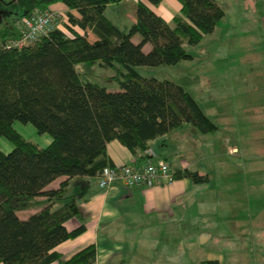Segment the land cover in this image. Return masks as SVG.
<instances>
[{"label": "trees", "instance_id": "obj_1", "mask_svg": "<svg viewBox=\"0 0 264 264\" xmlns=\"http://www.w3.org/2000/svg\"><path fill=\"white\" fill-rule=\"evenodd\" d=\"M112 1L118 0H35L23 15L63 2L70 9L66 28L72 34L55 27L23 46H7L19 36L20 28L7 31L0 40V134L13 144L9 151L0 146L2 264L95 261V243L69 258L55 248L85 231L84 223L73 229L66 225L68 219L81 216L79 199L87 188L82 185L73 192L70 180L97 175L110 164V140L118 139L146 158L150 139L185 122L203 132L219 128L187 89L200 76L161 79L144 75L138 66L176 64L192 58L187 46L213 32L225 15L224 7L217 0H179L181 11L170 23L139 0L137 21L119 27L105 13ZM136 34L141 36L137 42L133 40ZM147 42L152 43L149 51L143 49ZM81 62L113 68L115 73L107 77L118 82L119 89L111 90L86 77L77 68ZM16 120L32 123L38 132L49 133L52 141L42 146L26 138L14 127ZM175 175L197 182L209 179L190 168L178 169ZM59 176L67 177L57 188L46 189ZM40 195L46 197L45 204L21 217L18 211ZM204 264L219 263L207 260Z\"/></svg>", "mask_w": 264, "mask_h": 264}, {"label": "crops", "instance_id": "obj_2", "mask_svg": "<svg viewBox=\"0 0 264 264\" xmlns=\"http://www.w3.org/2000/svg\"><path fill=\"white\" fill-rule=\"evenodd\" d=\"M120 1L118 0V4ZM138 1L130 0L132 6L127 7L126 12H118L117 21L110 19L118 26H130L137 21L133 7L135 6L136 10ZM142 1L170 23L174 16L180 13L182 6L179 0H161L159 3H153L151 0ZM217 1L224 7L225 15L219 20L213 32L205 34L199 43L216 40L219 36L224 37L223 39L228 42L241 37H249L250 41L254 30L251 31L252 34L246 31L239 33L233 31L232 27L235 24H257L260 45H253L249 52L242 54H238L237 51L236 55L238 57L259 55L263 59L264 0H228L233 4V9L230 11L223 4V1L227 0ZM111 3L107 4L106 13ZM50 8L62 14H67L70 10L63 2L51 4ZM72 12L77 14L76 9H72ZM76 28L83 32L78 26ZM88 31L91 39H95L96 35L91 30ZM134 37L133 40L136 42L141 39V36L138 39ZM151 48V42L143 46L145 51ZM233 53L235 52L231 49L222 51L219 43L215 49L203 51L200 57L206 62L203 71L206 74H198L200 80L211 83V79L214 78L211 74L216 73L217 66L209 67V63L214 57L233 56ZM228 67L231 72L234 71V66L228 65ZM203 109L205 110L204 107ZM27 129L31 133L25 137L34 138L31 140L42 146L52 141V136L47 132H37L36 127ZM196 131L197 129L190 123L185 122L165 134L150 139L149 145L170 161L174 171L184 168L198 170L200 174H207L208 180L197 182L190 177H176L169 185L129 187L117 181L108 187H102L96 175L72 178L69 185L71 191L78 192L82 185L87 188L86 195L79 199L81 216L68 219L66 225L69 229H73L84 223L86 229L75 238L61 242L55 249L61 252L63 257L69 258L87 244L95 243L97 255L91 264H204L207 260H215L219 264H239L241 261L239 249L243 247L241 244H245V239H240L239 236L249 232L255 234L256 229L261 230L259 243L260 247H264V235H262L264 234V197L249 195L244 200L246 209H250L251 213L248 212L241 217L240 213L234 212V209L239 208L240 197H234L233 194L228 198L223 184L219 181L213 185L217 174L213 173L212 166L203 165L202 159L199 158L200 154L190 151L193 144L187 134L194 132V136H197ZM12 148L13 146H8L6 151ZM229 151L238 153L240 149L238 145L233 144ZM107 153L112 165L142 164L146 161V158L140 157L142 153H134L118 139H112L107 143ZM248 166L252 168L251 170L257 168L256 163ZM66 177L59 176L49 183L46 189L57 188L60 181ZM247 179V186L250 185L254 189L257 185H264V178L252 175ZM34 200L45 204L46 197L40 195ZM41 207L29 206L21 209L19 215L27 217ZM254 208H258V215L263 218L259 225H255V215L252 213ZM204 217H211L216 224L211 227L194 226L199 218ZM253 237L256 239V235ZM253 243H256L255 240ZM261 258L264 259V254ZM50 264H59V262L53 261Z\"/></svg>", "mask_w": 264, "mask_h": 264}, {"label": "rangeland", "instance_id": "obj_3", "mask_svg": "<svg viewBox=\"0 0 264 264\" xmlns=\"http://www.w3.org/2000/svg\"><path fill=\"white\" fill-rule=\"evenodd\" d=\"M34 1L0 0V40L7 31L18 32L20 30L22 16ZM119 4L118 1H112L107 13L105 12L109 18L116 20L118 12H126L127 7L132 6L130 0H121ZM223 4L229 11L233 9V4L228 0L223 1ZM133 9L136 12L135 6ZM62 15L63 18L58 24L70 33V30L66 28L68 15ZM233 26L232 30L239 33L245 31L251 33L254 30L250 41L249 37H241L233 42H228L223 39L224 37L219 36L210 42L189 45L187 48L194 56L190 59H183L176 64L140 65L138 68L146 75L177 81L183 76H196L204 73L206 62L200 55L205 50L215 49L217 43L220 44V48L222 47V51L234 50L233 56H217L209 63V67L217 66L216 73L211 74L214 77L211 79V83L199 80L197 83L187 86V89L197 98L206 112L211 115L210 117H213L214 121L219 124V128L212 132H203L191 124L198 133L197 136H194V132H189L187 136L193 144L190 151L200 154L199 158L202 159V164L211 165L213 173L217 174L218 179L216 178L212 184L215 185L217 181L221 182L225 194L228 195L225 197L231 198L233 194L234 197H240L239 208L234 209V212L240 213L242 217L248 212L251 213L250 209H246L247 205L244 199L254 194L264 197V185H257L254 189L246 184L247 178L252 175L264 178V58L262 59L259 55L254 57L252 55L240 57L236 55L237 51L238 54H242L249 52L251 46L260 45L257 24H235ZM254 32L256 33L254 34ZM139 37L140 35L136 34L134 39ZM228 65L234 66L233 72L227 69ZM77 68L89 79L104 84L111 90L119 89L118 82L107 77L115 73L113 68L102 66L100 63L88 65L84 62L79 63ZM219 70L224 71L220 72ZM16 122L17 125L14 127L26 137L31 133L27 128H35L32 123H24L20 120ZM26 126L30 127L26 128ZM233 144L239 146L238 153L229 151ZM0 145L5 151L8 146H13L12 142L1 134ZM252 163L257 164V168L255 167L254 170L248 166ZM28 203L29 206L35 205L36 207L44 205L38 200ZM252 213L255 215V225H259L263 218L258 215V208H254ZM215 224L216 221L211 217H204L199 218L194 226L211 227ZM254 235H256V239H254ZM260 235L261 230L256 229L255 234L249 232V234L239 236L240 239H245V244H241L243 247L239 249L241 259L239 264H264V259L261 258L264 254V247H260ZM262 235L264 234L262 233ZM254 240L256 243H253Z\"/></svg>", "mask_w": 264, "mask_h": 264}, {"label": "built area", "instance_id": "obj_4", "mask_svg": "<svg viewBox=\"0 0 264 264\" xmlns=\"http://www.w3.org/2000/svg\"><path fill=\"white\" fill-rule=\"evenodd\" d=\"M61 18H63L62 13L50 7L32 10L22 16L19 36L9 40L7 46H23L37 40L55 27L65 30L58 24ZM144 153L147 157L142 164L105 165L96 175L100 186L108 187L117 181L129 187L172 184L176 175L170 161L159 155L150 145Z\"/></svg>", "mask_w": 264, "mask_h": 264}]
</instances>
